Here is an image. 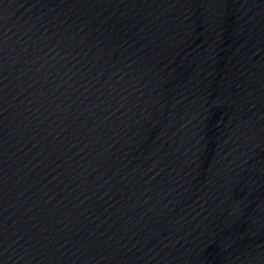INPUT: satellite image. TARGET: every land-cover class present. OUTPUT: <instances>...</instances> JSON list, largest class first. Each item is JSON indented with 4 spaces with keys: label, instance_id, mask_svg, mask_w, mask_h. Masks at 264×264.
<instances>
[{
    "label": "water",
    "instance_id": "1",
    "mask_svg": "<svg viewBox=\"0 0 264 264\" xmlns=\"http://www.w3.org/2000/svg\"><path fill=\"white\" fill-rule=\"evenodd\" d=\"M185 0H0V264H150Z\"/></svg>",
    "mask_w": 264,
    "mask_h": 264
}]
</instances>
